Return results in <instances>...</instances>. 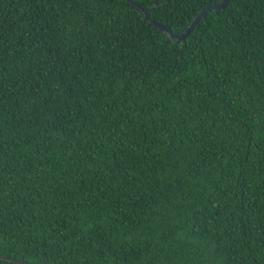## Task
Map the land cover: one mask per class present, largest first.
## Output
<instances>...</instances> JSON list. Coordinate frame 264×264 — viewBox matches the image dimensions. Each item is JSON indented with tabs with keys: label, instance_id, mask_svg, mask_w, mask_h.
<instances>
[{
	"label": "trees",
	"instance_id": "trees-1",
	"mask_svg": "<svg viewBox=\"0 0 264 264\" xmlns=\"http://www.w3.org/2000/svg\"><path fill=\"white\" fill-rule=\"evenodd\" d=\"M0 0V264H264V0Z\"/></svg>",
	"mask_w": 264,
	"mask_h": 264
},
{
	"label": "water",
	"instance_id": "water-1",
	"mask_svg": "<svg viewBox=\"0 0 264 264\" xmlns=\"http://www.w3.org/2000/svg\"><path fill=\"white\" fill-rule=\"evenodd\" d=\"M229 0H221L220 3L218 4H214V5H211V6H208L206 8H204L197 17H195V19L192 21L190 27L180 36L178 37H173L170 33L169 30H167L166 28L164 27H161L159 25H156V24H153L154 27L157 28V30L161 31V32H164L166 33L167 35H169V37L171 39H175L176 42L178 43L179 41L183 40L186 35L190 32V30L192 29V27L195 25V23L202 17H204V15L208 12V11H211V10H218V9H222L226 6V4L228 3ZM0 259H3V260H6V261H11V262H14L12 260H9V259H6V258H1Z\"/></svg>",
	"mask_w": 264,
	"mask_h": 264
}]
</instances>
